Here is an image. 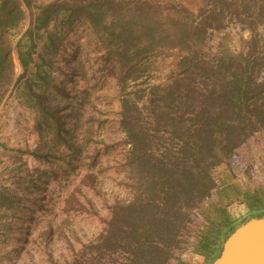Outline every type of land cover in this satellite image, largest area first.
<instances>
[{
    "label": "trees",
    "instance_id": "16d2710c",
    "mask_svg": "<svg viewBox=\"0 0 264 264\" xmlns=\"http://www.w3.org/2000/svg\"><path fill=\"white\" fill-rule=\"evenodd\" d=\"M263 25L264 0H203L195 15L156 0H0V105L14 96L34 114L42 132L33 154L50 172L60 169L55 180L85 169L58 194L65 212L85 211L86 190L95 193L97 144H104L94 139L96 88L113 82L118 94L126 193L103 200L101 233L59 264H191L192 252L212 264L218 257L241 222L227 214L203 219L206 231L191 222L213 194L225 197L230 187L220 190L217 181L226 161L264 130ZM230 26L251 34L244 48L234 53L221 42L211 51L212 37ZM83 31L84 42L60 64L71 35ZM174 48L181 54L164 83L133 87L147 83L152 60ZM48 170H23L19 186L0 191V208L15 211L24 197L38 203ZM241 201L250 208L246 219L264 214V197ZM64 223L39 233L50 261L48 241Z\"/></svg>",
    "mask_w": 264,
    "mask_h": 264
},
{
    "label": "rangeland",
    "instance_id": "374dc122",
    "mask_svg": "<svg viewBox=\"0 0 264 264\" xmlns=\"http://www.w3.org/2000/svg\"><path fill=\"white\" fill-rule=\"evenodd\" d=\"M49 1L51 0H36L37 3ZM156 1L162 4L172 2L185 7L194 15L197 14L203 2V0ZM260 31L263 37L261 45L264 46V25L260 27ZM245 32L249 31H241L234 26L228 27L223 33L212 37L211 51L219 50L221 42L234 53L241 51L244 48V42L249 39L245 38ZM84 36L85 31L76 36L71 35L67 51H63L62 56L59 57L60 64L75 44L84 42ZM180 54L181 52L174 48L155 57L151 63L147 83L133 85V87L164 83L171 71L175 69L177 57ZM96 91L94 105L97 112L94 111V115L98 118L96 125L99 124V126L94 139L104 144H97L100 148V164L99 170H96L95 193L86 190L92 203L81 213L65 212L61 208L64 197L62 195L58 197V194L60 192L64 194L72 187L75 175L80 176L85 171L84 167L77 168L75 174H70L68 179L60 176L55 180L52 173L53 171L59 173L60 169L52 165L50 172V164H41L33 154L41 143L42 132L35 129L34 114L14 96L0 105V191L19 186L17 181L23 175L21 172L27 167L33 170L38 166L42 171L49 169V173L43 172L40 177V188L38 187L39 191H36L38 203L34 204L31 198L24 197L17 203L19 206L15 211L0 208V264L62 263L63 259L70 257L72 249L78 250L82 244H88L101 233L102 219L107 215L103 200L111 203L125 195L126 189L122 184L125 176L123 146L119 145L123 136L116 124L119 110L117 90L113 82H103L97 86ZM91 145L93 144L91 143L88 148ZM19 166L23 168L20 171ZM217 183L220 190L227 186L230 188L226 191L225 197L213 194L197 211L199 217L191 223L199 231L207 229L203 219L222 220L226 214L234 222L242 223L250 209L247 203L241 201L242 197H264V130L248 138L226 161ZM234 193L238 198L233 196ZM51 196L53 200L55 199V203L48 205L47 202ZM231 197L235 199L231 201ZM52 199L51 201L54 202ZM39 203L47 204L48 210L43 209V205ZM63 220H65L63 228L58 229L54 237L48 241L47 251L53 258L50 261L42 248L43 243L39 241V233L46 229L47 224L52 223L56 228L55 225L58 226ZM222 243L223 240L217 249L218 255ZM187 258L191 264H204V258L199 253L192 252Z\"/></svg>",
    "mask_w": 264,
    "mask_h": 264
},
{
    "label": "water",
    "instance_id": "95a60500",
    "mask_svg": "<svg viewBox=\"0 0 264 264\" xmlns=\"http://www.w3.org/2000/svg\"><path fill=\"white\" fill-rule=\"evenodd\" d=\"M212 264H264V214L237 225Z\"/></svg>",
    "mask_w": 264,
    "mask_h": 264
},
{
    "label": "clouds",
    "instance_id": "9594fccd",
    "mask_svg": "<svg viewBox=\"0 0 264 264\" xmlns=\"http://www.w3.org/2000/svg\"><path fill=\"white\" fill-rule=\"evenodd\" d=\"M250 35H251V34H250L249 32H245V33H244L245 38H249Z\"/></svg>",
    "mask_w": 264,
    "mask_h": 264
}]
</instances>
